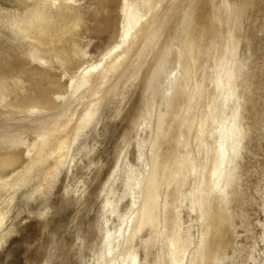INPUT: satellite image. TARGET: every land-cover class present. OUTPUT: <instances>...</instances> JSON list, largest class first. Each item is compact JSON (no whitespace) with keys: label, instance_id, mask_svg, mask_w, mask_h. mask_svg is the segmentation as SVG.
I'll return each mask as SVG.
<instances>
[{"label":"bare ground","instance_id":"1","mask_svg":"<svg viewBox=\"0 0 264 264\" xmlns=\"http://www.w3.org/2000/svg\"><path fill=\"white\" fill-rule=\"evenodd\" d=\"M262 4L0 0V248L31 185L77 211L76 241L51 233L48 264H264V220L257 237L245 208L264 217Z\"/></svg>","mask_w":264,"mask_h":264},{"label":"rangeland","instance_id":"2","mask_svg":"<svg viewBox=\"0 0 264 264\" xmlns=\"http://www.w3.org/2000/svg\"><path fill=\"white\" fill-rule=\"evenodd\" d=\"M253 17L256 20V23L258 24L263 23L264 4L260 6V10H257L253 13ZM260 35L264 36L263 34H258V38L256 41L261 39V37L259 38ZM263 38L264 37H262L261 39L262 42L264 40ZM260 42L261 41L256 42L257 54H255L256 57H254L253 59L254 61L253 66L256 67L257 65L256 68L258 67L260 68L261 65V69L263 68L262 70L264 71V66H263L264 42L263 44L262 43L259 44ZM99 45L100 43L97 42L96 46L99 47ZM257 48L260 50L258 51ZM95 50H97L96 47L93 48V51ZM136 103L137 105L131 110L132 114L131 111L130 113L124 114L126 115L127 119L122 122L119 121L120 125L118 126L117 129L118 131L115 132L116 135L114 134L111 138L112 142L111 144L109 143L110 151L109 153H106L107 155L106 154L104 155V158L102 160V162L106 164L103 175L100 178V179L103 178L102 180H105L107 173L113 169L114 157H115L114 154H116L115 152L117 151V147L119 143L123 141V136L126 134L125 133L127 132L126 129L129 127L131 120L138 113V109L140 108V102L136 100ZM256 128H258L257 131ZM256 128L254 130V138L258 134L257 137L259 136L258 138L259 140L256 139L257 141H255L256 146L258 145V147L255 149L257 151V155L253 159V165L257 170V172L255 173L256 175L252 176L251 184L253 183L256 184L261 182V185H264V131L260 130L261 131L260 132L259 129L261 128L259 127ZM30 187H32V189L34 190V187L30 185L29 187H27V189L23 188L17 192L16 195L17 200L15 201L14 204L15 207L14 210L12 211L14 214L12 213V216L15 220L14 223L17 224L18 229L16 233L12 235L11 238L8 239L6 244L3 245L2 248H0V264H48L47 254L51 246L50 239L52 234L55 236L56 239H58L59 241H64L68 245L76 241L75 230L73 225H71L70 223L71 219L77 214L76 210L75 211L72 210L74 207L68 206L67 209L61 210V212L55 209L49 210L46 208L45 205L42 204L40 198L36 200L35 196L34 197L30 196L33 194L32 189ZM250 195L251 196L254 195L253 197L257 198V195L255 194L254 190L253 191L251 190ZM53 197L55 198V196ZM245 208L249 209L248 215H250V220L253 222L254 226H256L254 232L258 234L257 237H260L261 228L259 226L258 220L259 219L264 220V217L262 216L263 214L257 211L256 208H250L247 205H245ZM93 215H94V210L92 211L91 209L90 216ZM54 221H56L57 223ZM85 221H88V219L85 218ZM55 223L57 226L55 225ZM58 225L60 228L58 227ZM240 231H242V229H240ZM252 235L253 234L244 233L241 236V240L246 236H252ZM250 240L247 241L245 240L246 241L245 243H252V240L251 241ZM51 252L55 253L54 250H51L49 253Z\"/></svg>","mask_w":264,"mask_h":264}]
</instances>
